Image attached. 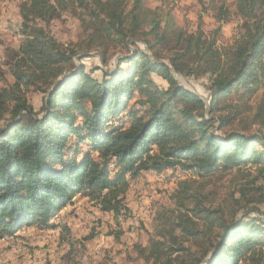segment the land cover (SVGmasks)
<instances>
[{"label": "trees", "instance_id": "trees-1", "mask_svg": "<svg viewBox=\"0 0 264 264\" xmlns=\"http://www.w3.org/2000/svg\"><path fill=\"white\" fill-rule=\"evenodd\" d=\"M143 2L20 5V43L6 63L11 80L0 70V118L9 116L0 128V237L24 227L57 228L53 219L77 195L117 217L131 182L178 169L197 177L177 182L176 206L187 213L152 241L150 264H264V223L246 211L264 203V130L229 131V115H213L230 94L252 95L264 74V0H234L233 9L210 0L212 35L200 26L179 29L169 11L152 12ZM63 14L81 22L80 43L63 45L52 36L50 23ZM232 19V49L223 61L217 38ZM109 44L122 52L113 70L95 79L82 62ZM201 71L209 76L208 104L173 74ZM29 92L43 95L39 117L27 103ZM254 118L264 127V104ZM248 166L258 168L256 176L238 188L237 199L231 196L228 210L224 199L212 206L198 180Z\"/></svg>", "mask_w": 264, "mask_h": 264}, {"label": "rangeland", "instance_id": "rangeland-1", "mask_svg": "<svg viewBox=\"0 0 264 264\" xmlns=\"http://www.w3.org/2000/svg\"><path fill=\"white\" fill-rule=\"evenodd\" d=\"M24 1L0 0V70L9 81L11 77L6 63L9 51L17 49L20 43L19 7ZM214 1L220 3V0ZM223 1L233 9L234 0ZM209 2L144 0L143 6L152 12L169 11L175 27L179 29L194 32L200 26L207 35H212L217 24L212 20L214 7L209 6ZM236 25V20L232 19L222 26L218 35L216 50L223 61L230 55ZM49 30L63 45L80 43L86 35L79 19L71 14H63L59 20L52 21ZM99 52L101 55L97 51L91 52L89 58L82 62L86 72L98 80L102 77V71L113 70L122 50L109 44ZM173 74L181 86L196 93L208 104L207 72H194L190 76ZM151 77L157 85L167 88V83L159 76L152 74ZM253 90L252 95L244 98L239 92H234L220 103L223 110L213 115L215 118L229 115L232 122L226 130L246 134L264 130L254 118L259 105L264 104V74ZM26 99L38 117L41 116L43 95L29 92ZM8 117L4 115L0 118V128ZM83 149L87 150L88 146L83 145ZM257 169L248 166L239 170L217 171L198 181L204 187L203 192L210 197L212 206L224 199L226 203L221 207L228 210L229 204H232L231 196L234 194L235 199L239 197L236 191L254 179ZM245 173L250 175L246 179ZM185 179L197 177L178 169L168 170L161 175L149 173L140 176L130 183L125 195V209L117 217L113 213L102 212L96 202L77 195L73 205L64 208L53 219L57 228L43 230L35 226L24 227L15 237H0V264H150L152 260L146 257L152 241L161 240L167 231H172L170 223L177 219L179 213H187L185 208L176 206L175 198L177 182ZM260 185H263L262 180L256 182V186ZM185 205L190 207L188 203ZM246 211H251V217L264 223V203L249 204Z\"/></svg>", "mask_w": 264, "mask_h": 264}, {"label": "crops", "instance_id": "crops-1", "mask_svg": "<svg viewBox=\"0 0 264 264\" xmlns=\"http://www.w3.org/2000/svg\"><path fill=\"white\" fill-rule=\"evenodd\" d=\"M74 202H75V200H74Z\"/></svg>", "mask_w": 264, "mask_h": 264}]
</instances>
